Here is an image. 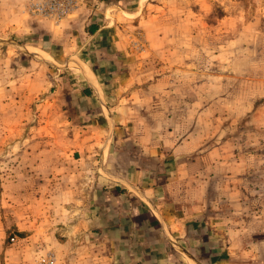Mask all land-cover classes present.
<instances>
[{"label":"rangeland","instance_id":"1","mask_svg":"<svg viewBox=\"0 0 264 264\" xmlns=\"http://www.w3.org/2000/svg\"><path fill=\"white\" fill-rule=\"evenodd\" d=\"M26 1L0 0V264H57L56 254L112 252L98 241L95 225L72 232L65 209L39 202L31 178L35 156L22 144L61 140L56 128L65 109L57 106L49 114L40 107L45 97L83 95L88 85L94 87L88 95H105L89 68L102 81L109 74L103 63L116 56L106 62L102 53L114 55L109 47L81 55L77 47L51 42L43 22L58 23L25 12ZM117 17L125 53L118 69H111L120 78L110 101L124 93L136 95L128 103L138 112L156 106L145 123L167 130L173 145L188 140L197 146L187 160L203 157L184 172L194 177L197 192L187 188V197L203 206L196 220L204 227L190 231L198 241L176 247L191 264H264V0H148L135 15ZM39 70L40 89L31 87V79L18 81L21 73L31 78ZM171 156L166 165L174 172ZM45 198L46 204L50 195ZM69 237H76V245Z\"/></svg>","mask_w":264,"mask_h":264},{"label":"crops","instance_id":"2","mask_svg":"<svg viewBox=\"0 0 264 264\" xmlns=\"http://www.w3.org/2000/svg\"><path fill=\"white\" fill-rule=\"evenodd\" d=\"M24 1L18 0L21 4ZM147 1L85 0L79 10L60 20L56 27L43 22L49 32L45 33L55 40L51 42L60 43L63 49L77 47L82 55L83 49H99L102 53L101 48L109 47L114 55L102 53V60L108 62L116 56L113 61L103 63L109 74L102 81L89 68L88 75L105 95H88L94 90L93 85H88L83 95L45 97L40 107L49 114L54 115L57 106L65 109L60 113L64 116L63 123L58 122L60 127L56 128L61 140L36 139L22 144L35 156V173L31 178L37 182L39 202L49 204L53 211L65 209L71 218L67 226L72 232L95 225L100 233L96 236L98 241L103 240V244L111 245L106 248L113 249L56 254L57 264H71L80 258L85 263L97 260V264H191L184 250L176 245L198 241L199 236L196 233L191 236L190 231L204 227L196 220L198 216L201 219L203 206L187 197V188L197 192L191 186L194 177L184 172L189 164L203 158L187 160L188 152L197 146L188 140L173 145L167 141V130L145 123L156 106H150L152 111L146 107L138 112V108L128 103L136 95L121 93L110 101L112 86L120 78L119 70L113 73L111 69H118L121 64L118 60L125 53V32L118 27L117 16L135 15ZM42 73L39 70L31 78L21 73L18 81L31 79V87L40 89L44 85ZM24 96L27 97L26 93ZM10 102L3 106L8 107ZM47 126H41V130ZM170 151L175 154L174 172L166 165V160L172 157ZM28 153L26 149L20 157ZM46 194L50 200L45 204ZM195 220L196 223H189ZM206 228L208 234L210 227ZM210 232L214 233L213 228ZM75 240L76 237H69L68 242L76 245ZM199 242H203L202 238ZM212 255L220 257L219 253Z\"/></svg>","mask_w":264,"mask_h":264},{"label":"built area","instance_id":"3","mask_svg":"<svg viewBox=\"0 0 264 264\" xmlns=\"http://www.w3.org/2000/svg\"><path fill=\"white\" fill-rule=\"evenodd\" d=\"M82 3L83 0H27L24 4V11L58 23L78 10Z\"/></svg>","mask_w":264,"mask_h":264}]
</instances>
